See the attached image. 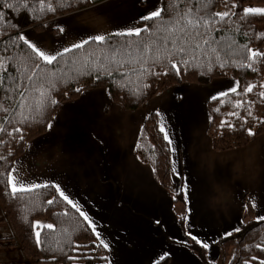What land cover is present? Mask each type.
<instances>
[{"label": "trees", "instance_id": "trees-1", "mask_svg": "<svg viewBox=\"0 0 264 264\" xmlns=\"http://www.w3.org/2000/svg\"><path fill=\"white\" fill-rule=\"evenodd\" d=\"M105 1L0 0V75L4 77L0 83V201L33 264H108V259H103L108 257L107 249L54 187L14 194L8 183L15 160L28 144L46 134L61 106L77 100L84 91L106 88L114 102L126 110H137L173 86H206L218 78H234L239 85L235 92L208 102V135L213 149L245 147L264 134V57L257 58L251 68L245 67L251 63L246 59L248 49L264 53V33L257 28L264 24V16L243 14L247 5L264 4V0H161V18L141 20V29L148 31L140 36L116 34L103 42L91 39L83 48L58 56L51 65L39 61L19 39H9L29 28L42 30L50 20ZM24 3L27 8L3 6ZM234 4L237 7L233 8ZM189 9L191 16L187 19L193 21L191 24L184 18ZM217 12L235 15L221 21L214 16ZM205 19L212 22L205 24ZM35 63L40 68L35 69L30 82L27 76ZM171 63L179 66V74ZM250 84L255 87L246 93ZM40 90L46 93L43 104L37 103ZM52 100L57 103L53 105ZM249 130L254 135H249ZM164 136L157 113H150L140 132L135 157L152 168L156 180L170 193L187 248L203 264H213L208 250L187 232V201L182 189L172 188V153ZM49 200L54 202L49 204ZM247 206L240 231L220 240L225 264H260L264 260V221L255 218L250 202ZM168 263L169 257H165L156 264Z\"/></svg>", "mask_w": 264, "mask_h": 264}, {"label": "crops", "instance_id": "crops-1", "mask_svg": "<svg viewBox=\"0 0 264 264\" xmlns=\"http://www.w3.org/2000/svg\"><path fill=\"white\" fill-rule=\"evenodd\" d=\"M108 1L50 20L42 30L21 33L56 53L97 35L105 39L142 28L144 19L131 11L134 7L108 12L107 6L101 7ZM249 7L264 9V4ZM57 25L64 27L63 36ZM257 28L264 33V24ZM238 86L234 78H218L206 86H173L137 110L114 102L106 88L84 91L61 106L51 128L28 144L10 173L14 182L60 185L109 244L108 264H156L165 257L168 264H203L186 246L170 193L152 168L135 157L147 117L160 113V128L173 141L172 188L187 187V232L211 244L207 250L214 263L224 254L222 234L243 226L248 202L257 205L252 207L256 219L264 216V134L229 151L214 150L208 135L209 100ZM66 153L71 163H66ZM173 169L184 179L175 177ZM12 239V229L0 230V247L13 245ZM23 263L28 264L24 255H0V264Z\"/></svg>", "mask_w": 264, "mask_h": 264}, {"label": "snow or ice", "instance_id": "snow-or-ice-1", "mask_svg": "<svg viewBox=\"0 0 264 264\" xmlns=\"http://www.w3.org/2000/svg\"><path fill=\"white\" fill-rule=\"evenodd\" d=\"M5 8H9V9H14V8H18V7H24L27 8L28 4L24 3L23 5H14V4H4L3 5ZM233 8L237 7V5H232ZM51 10V9H50ZM162 12H164L163 8H158L154 11H152L150 14L142 17V19L144 20H155L157 18H161ZM243 14L244 16H264V9L262 8H246L243 10ZM229 15H235V13H229V12H217L214 14L215 18H218L219 20L223 21L225 20V18H227ZM189 16H191V10H187L184 13V18H188ZM0 17H3V14L0 13ZM5 22H6V18H5ZM187 22L189 24H191L193 21L191 19H187ZM211 19H205L204 23L208 24L211 23ZM13 27H17V25H13ZM61 35L63 36L65 33V29L63 26L61 25H57ZM142 31H148V29H141V28H136V29H131L129 31H127L126 33H120V35H129V36H140ZM3 33H0V35H2ZM9 39H19L20 41L23 42L24 45L27 46L28 49L31 50L32 53L35 54V57L38 58L39 61H42L45 64H53L54 61L57 59L58 56H62L64 53L68 52L69 50H74V49H79V48H83L85 44L89 43V41L87 40H83L77 43H74L72 45V49L69 48H65L63 52L57 51L56 53H50L47 52L44 48H42L38 42H33V40H31L28 35L21 33L18 37H9ZM93 41L95 42H103L104 41V37L102 35H97L95 37H93ZM205 43H207V41H205ZM198 47V45H197ZM5 51H7V49H5ZM182 51V50H181ZM264 57V53L256 51V50H252V49H248V55L246 57V59L248 61H251V63L245 64V67H252V64L256 62L257 58H261ZM13 58L9 57V60L11 61ZM171 67L179 74V66L176 63H171ZM40 68V64L39 63H35L32 67H31V74L27 76V79L31 82L35 76V69H39ZM8 71V69H5V73ZM253 71H255V69L253 68ZM165 75H167V73H164ZM4 77L2 75H0V83H2ZM262 87H264V85H261ZM145 87H148V85H145ZM255 87V85H248V87L245 89L246 93H250L252 92L253 88ZM77 92L80 91L79 88L76 89ZM232 92L236 91V87H233L231 89ZM228 93H222L221 95H227ZM21 96H24V93H20ZM46 93L43 90H40L39 92V96L40 99L37 101L38 104H43V99L45 97ZM262 98H264V93L261 94ZM216 97H213V99H215ZM51 103L53 105H55L57 103L56 100H52ZM157 115H160V113H157ZM246 122V121H245ZM226 123V122H225ZM231 126V125H230ZM49 128H51V125L48 126ZM0 131H3V129H0ZM16 132H20V129H16ZM161 131L164 132L165 130L163 129V127H161ZM11 135V133H9ZM249 135H254L253 132H251V130H249ZM164 139L167 141V143L169 145H171L173 143V141L170 139V137L167 135V133L165 132V136ZM173 151H175V149H173ZM14 172L16 171L15 169L13 170ZM174 172V176L178 177L179 179H184V177L175 169H173ZM8 183L11 187V191L12 193H18V192H25V191H31L34 190L35 188H39L42 185H40L39 183L37 184H33V185H27L24 183H21L19 181L14 182L13 176L10 173L9 174V180ZM44 187H48L49 185L45 184L43 185ZM51 187H54L57 194L59 195V197L61 199H63L68 205L71 206L72 209H74L82 218L85 222L88 223V225L92 228L93 233L96 236V239L100 241V244L105 248V249H109L110 246L109 244L105 243L102 239V237L100 236V233L97 232L96 230V225L94 223V221H92L89 217V215L82 209V207L80 205H78L77 203H75L72 199L69 198L68 195L65 194V192L61 189L60 185L58 184H53L51 185ZM184 193L185 196L187 195V187L184 188ZM54 201L53 200H49L48 203L52 204ZM253 208H255L257 205L255 204V202L252 203L251 205ZM245 210H247V205L244 206ZM258 221H264V216H258L257 217ZM47 227L49 229H51L53 226L52 225H47ZM240 228L236 227L234 228L232 231H226L222 234L221 239H227L228 237L233 235V232H239ZM39 232L36 233L37 237H39ZM189 235L191 236V239L194 240L197 244L200 245V247L205 248V249H210L211 248V244L205 241L200 240L197 236L192 235L191 233H189ZM216 241H213V243H215ZM37 243L39 244V239H37ZM182 243H186V242H182ZM77 248H79V245H76ZM264 250V249H262ZM71 258V257H70ZM103 259H108V257H103ZM253 259H255V257H253ZM245 264H247V262H245ZM260 264H264V260L260 261Z\"/></svg>", "mask_w": 264, "mask_h": 264}, {"label": "rangeland", "instance_id": "rangeland-1", "mask_svg": "<svg viewBox=\"0 0 264 264\" xmlns=\"http://www.w3.org/2000/svg\"><path fill=\"white\" fill-rule=\"evenodd\" d=\"M106 6H107L106 10L108 9L107 10L108 12H114V11H119V10L124 11V10H128L129 8L134 7L131 11L139 16L144 17L150 14L148 13L150 9H155L156 7L161 8V0H109L108 2L101 5V7H106ZM65 160H66V163H71L72 156L69 158L68 153H66ZM8 227L12 229L13 231L14 239H12V242L14 243L13 245H10L7 247H0V255L1 253H3V256L5 258H10V256H14L15 258L18 257L19 259L21 258L22 255H24L25 259H27V263L33 264V260L28 258L25 255L23 249L21 248L19 241L17 239L16 233H15V230L10 220L8 219V216L0 201V230L5 231L6 229H8ZM229 259L230 257L227 260ZM224 262H225V256L224 254H222L221 259L218 261L216 260L213 264H224Z\"/></svg>", "mask_w": 264, "mask_h": 264}]
</instances>
